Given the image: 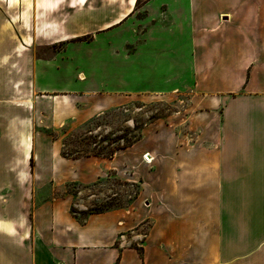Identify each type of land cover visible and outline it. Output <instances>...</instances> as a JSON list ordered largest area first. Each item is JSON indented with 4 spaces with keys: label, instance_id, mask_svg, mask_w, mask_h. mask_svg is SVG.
I'll return each mask as SVG.
<instances>
[{
    "label": "crops",
    "instance_id": "1",
    "mask_svg": "<svg viewBox=\"0 0 264 264\" xmlns=\"http://www.w3.org/2000/svg\"><path fill=\"white\" fill-rule=\"evenodd\" d=\"M128 1L36 2L31 44L0 34V264H264V0ZM179 94L112 158L62 157V128ZM108 179L127 207L71 212Z\"/></svg>",
    "mask_w": 264,
    "mask_h": 264
},
{
    "label": "rangeland",
    "instance_id": "2",
    "mask_svg": "<svg viewBox=\"0 0 264 264\" xmlns=\"http://www.w3.org/2000/svg\"><path fill=\"white\" fill-rule=\"evenodd\" d=\"M13 0H0V34L4 31H8L11 35H23L27 39V44L32 43V36H36L37 27L35 21H32L36 17V11H31L34 8V4L46 3L51 0H24L25 6L16 7L10 4ZM110 2H115V0ZM147 0H139L136 5V11H139ZM227 1V0H226ZM254 1V0H253ZM200 2L209 4V9L205 12L207 16L212 18L222 19L220 12L214 11L211 7L214 3V8H231L228 5L229 2H216L214 0H200ZM136 2H134L135 4ZM128 4L131 5L132 1L129 0ZM231 4V2L229 3ZM30 10V11H29ZM27 11V12H26ZM29 11V12H28ZM22 13L23 23L20 22L19 16ZM113 13V12H112ZM138 18H143L144 13H137ZM226 17V15H224ZM10 22V23H9ZM26 25L22 26V24ZM40 30V29H39ZM33 44H37L34 39ZM19 49L22 50V45H19ZM57 49V46L52 47H40L37 48L36 54L43 56L44 58L50 57L51 54ZM191 98L190 94H179L170 96H134L128 99L122 106L103 112L100 116L95 117L89 126L81 125L77 128L64 127L60 130V135L66 133L63 140L70 136L72 140H79L81 137L87 140L88 150H92L94 142H98L100 138L106 137L105 141L99 143L98 146H106L108 149L115 148L125 143L128 139L133 138L138 132L132 131L133 122L137 125H144L149 121L173 114L178 111H183L188 100ZM86 123H89L86 122ZM90 131V132H87ZM124 138H120L122 134ZM90 138H96L93 141ZM70 147V146H69ZM66 193L78 195L77 205H81L88 212H101L114 209L115 207H127L130 201L138 193V186L135 184H127L115 179H108L98 182L92 186L86 188H80L77 186H68L65 188ZM62 193V191H61ZM74 211L76 208L72 207ZM82 219L85 216L79 215Z\"/></svg>",
    "mask_w": 264,
    "mask_h": 264
},
{
    "label": "trees",
    "instance_id": "3",
    "mask_svg": "<svg viewBox=\"0 0 264 264\" xmlns=\"http://www.w3.org/2000/svg\"><path fill=\"white\" fill-rule=\"evenodd\" d=\"M138 1L139 0H136V5H137ZM87 40H90V37L82 36V37L74 38L70 41L71 42H82V41H87ZM94 119H96V118H93L92 120H94ZM92 120H90L89 123H85L84 125H88V126L90 124L92 125V123H91ZM144 125H137L135 122H133L132 131L138 132L137 135L134 136L133 138L125 141L124 144L117 146L115 148H112V149H108L106 146H98L99 143H102L103 141H105V139H106L105 136L100 138L97 143L94 142L93 149L90 151L88 150V148L86 146L87 143H84V141L87 140L86 138L81 137L79 140L74 141L70 138V136H68L63 140L62 148H61V155H62V157L67 158V159H77V158L89 157V156L110 159L113 157V155L115 154L116 151L128 148V147L132 146L135 142L140 140L141 131H142ZM87 132H90V131L87 130ZM124 135L125 134L123 133L120 138L121 139L124 138ZM90 139H92L93 141L96 140V138H90ZM136 195L134 196V198L136 197ZM71 212L86 216L87 214L101 213L103 211H101V212H88L87 210L74 211L71 208Z\"/></svg>",
    "mask_w": 264,
    "mask_h": 264
},
{
    "label": "bare ground",
    "instance_id": "4",
    "mask_svg": "<svg viewBox=\"0 0 264 264\" xmlns=\"http://www.w3.org/2000/svg\"><path fill=\"white\" fill-rule=\"evenodd\" d=\"M151 159V158H150ZM144 160H146V161H148L149 162V160L146 158V156H145V159ZM151 163V162H150ZM1 224V223H0Z\"/></svg>",
    "mask_w": 264,
    "mask_h": 264
},
{
    "label": "built area",
    "instance_id": "5",
    "mask_svg": "<svg viewBox=\"0 0 264 264\" xmlns=\"http://www.w3.org/2000/svg\"><path fill=\"white\" fill-rule=\"evenodd\" d=\"M144 159H145V156H144ZM146 161V160H145Z\"/></svg>",
    "mask_w": 264,
    "mask_h": 264
}]
</instances>
